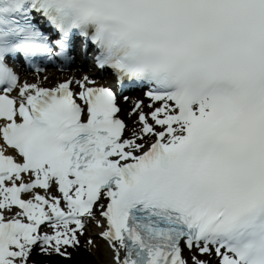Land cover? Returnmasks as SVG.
Instances as JSON below:
<instances>
[{
  "label": "snow or ice",
  "instance_id": "1",
  "mask_svg": "<svg viewBox=\"0 0 264 264\" xmlns=\"http://www.w3.org/2000/svg\"><path fill=\"white\" fill-rule=\"evenodd\" d=\"M81 249L264 264V0H0V264Z\"/></svg>",
  "mask_w": 264,
  "mask_h": 264
},
{
  "label": "bare ground",
  "instance_id": "2",
  "mask_svg": "<svg viewBox=\"0 0 264 264\" xmlns=\"http://www.w3.org/2000/svg\"><path fill=\"white\" fill-rule=\"evenodd\" d=\"M97 257H99V260H103V255L102 252H97V256L93 257L90 256L89 254L83 253L80 259L88 264H98Z\"/></svg>",
  "mask_w": 264,
  "mask_h": 264
},
{
  "label": "rangeland",
  "instance_id": "3",
  "mask_svg": "<svg viewBox=\"0 0 264 264\" xmlns=\"http://www.w3.org/2000/svg\"><path fill=\"white\" fill-rule=\"evenodd\" d=\"M79 262L82 263V264H87V263H83V261H80V260H79Z\"/></svg>",
  "mask_w": 264,
  "mask_h": 264
}]
</instances>
